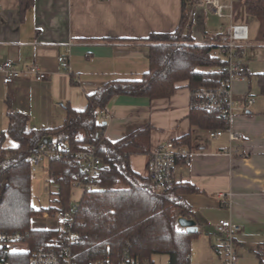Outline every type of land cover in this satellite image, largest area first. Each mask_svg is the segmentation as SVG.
Segmentation results:
<instances>
[{
	"label": "crops",
	"instance_id": "1",
	"mask_svg": "<svg viewBox=\"0 0 264 264\" xmlns=\"http://www.w3.org/2000/svg\"><path fill=\"white\" fill-rule=\"evenodd\" d=\"M241 2H232L234 21L230 10L219 17L203 0L194 3L190 12L192 43L198 46H216L232 22L248 26L250 43L238 49L246 80L236 81L232 91L239 106H245L247 99L253 104L245 112L236 111L230 121L238 141L230 140L227 133L209 138L207 131L213 129L190 123L187 82L178 83L168 98L115 96L104 110L109 118H100L106 123L103 135L110 142L151 127L150 153L130 157L132 170L144 178L148 177L150 154L167 142L180 143L191 154V166L186 168L179 161L173 180L198 190L181 195L192 211L188 215L201 227L192 242L194 251L200 248L194 264H222L221 239L214 228L221 220L242 228L235 240L237 264H259L251 249H264V96L257 85L258 75L264 73V24L243 16ZM181 8L182 0H33L21 16L19 0H0V65L7 60L19 69L35 65L47 76L43 81L22 79L7 86L0 72V133L7 128L6 100L15 111L28 116L29 129L48 130L62 125L66 105L83 111L87 96L105 83L140 79L149 69L150 43L146 39L153 33L174 32ZM68 45L70 54L62 67L57 59ZM253 69L259 70L254 73ZM47 166L48 161L41 170L48 183ZM46 190L51 195L56 186ZM72 191L78 201L82 193ZM39 218L49 216L32 218L33 229L57 228ZM177 229L184 231L178 225ZM12 251L26 252L27 246L16 244Z\"/></svg>",
	"mask_w": 264,
	"mask_h": 264
},
{
	"label": "trees",
	"instance_id": "2",
	"mask_svg": "<svg viewBox=\"0 0 264 264\" xmlns=\"http://www.w3.org/2000/svg\"><path fill=\"white\" fill-rule=\"evenodd\" d=\"M198 0H182L181 18L172 33L150 34L149 69L140 79L113 80L87 96V106L77 111L65 106L61 126L48 130L28 128V116L15 111L5 101L7 128L0 133V235L18 236L26 252L8 251L0 240V264H29L30 257L47 249L61 232L56 229H33L31 220L44 214L54 216L67 210L74 198L72 184L80 174L76 155L93 147L101 159L100 189L85 191L68 229L77 235L72 245L75 264L97 259L117 261L125 252L136 263L153 264V257L166 255L168 264H190L191 245L200 232L190 234L177 229L178 215L192 214L181 195L198 192L189 184L173 183L156 193L149 178L134 172L130 157L150 153V126H144L124 138L110 142L103 135L106 127L100 120L115 96L146 97L150 100L170 97L180 82L191 90L189 121L203 129L223 130L228 123L216 112L200 111L193 94L211 89L226 78L227 61L218 46L192 43L190 12ZM33 0H19L23 16ZM249 16L264 24V0H242ZM264 40V29L261 32ZM260 95L264 96V73L257 77ZM46 139L54 150L48 158V184L56 191L48 207L31 205V153ZM8 141V142H7ZM176 143V142H174ZM65 149L59 150V146ZM59 154V157H56ZM177 160V164L179 163ZM178 213V215L176 214ZM259 264H264V249H251Z\"/></svg>",
	"mask_w": 264,
	"mask_h": 264
},
{
	"label": "built area",
	"instance_id": "3",
	"mask_svg": "<svg viewBox=\"0 0 264 264\" xmlns=\"http://www.w3.org/2000/svg\"><path fill=\"white\" fill-rule=\"evenodd\" d=\"M230 0L229 4H224L220 0H203L204 4L212 7L215 15L222 17L224 10H230V19L234 21L232 13L233 5ZM249 40L248 26L232 22L226 33L223 34L217 43L221 56L227 61L226 78L220 80V85L211 89H199L193 94L195 99V107L200 111L216 112L227 123L228 126L223 130H208L209 138H216L228 134L232 141H238L239 135L230 130V121L236 111L245 112L248 107L253 104L252 99H247L245 106L238 105V96L232 91V85L236 81H245L247 70L246 67L238 62V49L244 48L245 43ZM68 45L65 49V54L58 57L57 61L60 66L65 67L67 56L70 54ZM0 72L3 75L4 85H13L16 81L22 79H33L43 81L47 78L46 73L41 71L37 66L30 65L23 69L17 68L12 61H4L0 65ZM102 119L107 120L108 114L105 111H100ZM59 150L65 149L61 145ZM54 150L50 149L46 143H41L32 153L29 158L31 173L34 175L42 167L44 159L53 155ZM59 157V154H56ZM191 154L182 144L167 142L161 147L154 150L148 161V178L154 186L156 193H162L167 190L173 183V173L179 159L183 166L189 168ZM76 159L80 165V174L72 184L73 189L79 190L81 193L85 191H95L100 189V174L102 169L101 159L96 155L93 147H88L86 150L78 153ZM45 188H49V184H45ZM220 197H224L221 194ZM71 206L67 210H59L54 214L57 221V229L61 232L59 238H54L50 241L47 249L34 253L29 260V264H75L72 258V245L77 240V235L71 232L68 227L72 217L77 210L78 201L73 198ZM184 217L192 219L190 215H178L177 219ZM178 225V224H177ZM199 230L201 227L197 225ZM214 228L220 236L221 242L219 251L222 254V264H237L238 255L235 249V240L241 232V226L232 223L228 220H221L214 225ZM182 229V228H181ZM184 230V229H183ZM18 236L4 238L0 235V240H6L4 246L8 251L13 250V246L18 244ZM87 264H140L133 262L128 253L125 252L117 261L107 259H97L90 261ZM148 264V263H143Z\"/></svg>",
	"mask_w": 264,
	"mask_h": 264
},
{
	"label": "rangeland",
	"instance_id": "4",
	"mask_svg": "<svg viewBox=\"0 0 264 264\" xmlns=\"http://www.w3.org/2000/svg\"><path fill=\"white\" fill-rule=\"evenodd\" d=\"M241 7L243 6V3H240ZM240 7V13L243 16H248V14L246 13V10L244 8V10H241ZM249 40L248 42L245 43V47H247V45L249 44ZM254 68H256L257 63H254ZM257 68H260L259 66ZM254 73L256 72V70L259 69H253ZM260 72V71H259ZM8 142V141H7ZM47 163V160L44 159L43 161V167L45 168ZM44 174L45 171L41 170V168L38 170V172H36L34 175L32 174L31 177V192H32V198H31V205L34 208H41V207H48L50 205V201H51V195H49L48 191L46 190L45 187V183L46 182V178H44ZM55 189H52V191H54ZM176 214L178 215V213L176 212ZM49 216V215H48ZM38 221L47 223L48 221H50V227H54V226H58L57 225V221L55 220V222L53 221V216H49V218L44 219L43 218H39ZM56 224V225H55ZM195 249V248H194ZM194 249L192 248L191 245V264H194L195 260L198 258L199 255V249L196 247V250L194 251ZM153 262L154 264H168V258L166 255H156L153 257Z\"/></svg>",
	"mask_w": 264,
	"mask_h": 264
},
{
	"label": "water",
	"instance_id": "5",
	"mask_svg": "<svg viewBox=\"0 0 264 264\" xmlns=\"http://www.w3.org/2000/svg\"><path fill=\"white\" fill-rule=\"evenodd\" d=\"M44 143H46V139L44 140ZM177 224L180 228L184 229L185 232L194 234L198 232L196 221L193 219H187L184 217H180L177 219Z\"/></svg>",
	"mask_w": 264,
	"mask_h": 264
}]
</instances>
